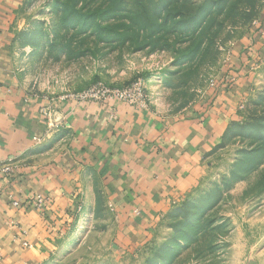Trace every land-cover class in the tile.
Wrapping results in <instances>:
<instances>
[{
	"label": "rangeland",
	"instance_id": "obj_1",
	"mask_svg": "<svg viewBox=\"0 0 264 264\" xmlns=\"http://www.w3.org/2000/svg\"><path fill=\"white\" fill-rule=\"evenodd\" d=\"M0 5L9 11L0 9V35L10 80L30 98L87 94L100 104L101 89L141 85L145 109L171 120L224 92L237 105L219 145L147 238L124 241L93 179L90 202L43 264H264V0Z\"/></svg>",
	"mask_w": 264,
	"mask_h": 264
},
{
	"label": "crops",
	"instance_id": "obj_2",
	"mask_svg": "<svg viewBox=\"0 0 264 264\" xmlns=\"http://www.w3.org/2000/svg\"><path fill=\"white\" fill-rule=\"evenodd\" d=\"M3 40L0 35V264H43L80 204L90 202L93 179L124 241L142 242L219 145L236 116L235 97L221 93L174 120L125 103L30 98L12 85ZM38 195L51 201L44 210L30 204Z\"/></svg>",
	"mask_w": 264,
	"mask_h": 264
},
{
	"label": "built area",
	"instance_id": "obj_3",
	"mask_svg": "<svg viewBox=\"0 0 264 264\" xmlns=\"http://www.w3.org/2000/svg\"><path fill=\"white\" fill-rule=\"evenodd\" d=\"M101 96V97H100ZM100 100V104L105 102H116V103H125L131 106H136L141 110L146 108L145 96L142 92L141 85H138L133 90H110V89H101L100 93L96 94L95 98ZM92 98L90 95H81L76 99H70L73 101H78L81 103H88L89 99ZM103 101H101L102 99ZM97 102V101H96ZM51 201L49 198L38 195L33 198V201L30 202L31 206L35 207L37 210H44L50 205ZM19 202L15 203V206H19Z\"/></svg>",
	"mask_w": 264,
	"mask_h": 264
}]
</instances>
